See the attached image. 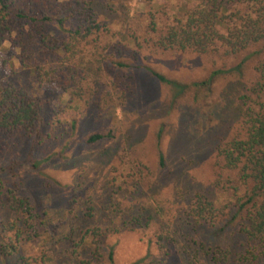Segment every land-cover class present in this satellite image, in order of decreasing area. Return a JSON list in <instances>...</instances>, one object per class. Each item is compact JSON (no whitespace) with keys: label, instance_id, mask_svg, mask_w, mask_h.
I'll return each instance as SVG.
<instances>
[{"label":"trees","instance_id":"obj_1","mask_svg":"<svg viewBox=\"0 0 264 264\" xmlns=\"http://www.w3.org/2000/svg\"><path fill=\"white\" fill-rule=\"evenodd\" d=\"M115 2L122 9L118 0H0V67L2 54L17 52L19 69L30 74L35 86L28 89L0 70V264H114L115 245L106 240L154 223L158 234L147 241V250L154 245L164 261L264 264V0H183L160 28L155 15L148 14L142 34L136 17L140 12L119 13ZM251 49L235 66L212 70L191 83L155 71L144 55L220 53L227 58ZM250 59L257 79L249 88L251 96H237L242 102L237 130L214 146L223 168L234 174L227 180L234 191L231 201H218L214 183L209 192L193 190L177 199L176 213L164 220L152 196L147 207L132 199L115 201L113 193L102 204L52 180L53 187L69 193L65 206L54 211L40 190H31L27 178L44 176L45 167L67 159V147L45 157L36 154L52 140L55 124L69 119L68 127L75 130L77 116L65 111L87 97L86 110L104 112L112 91L119 94L115 99L121 108L131 88L123 72L144 71L164 85L170 110L189 103L194 110L214 114L209 103L213 85L226 76L241 84ZM161 133L158 170L166 167ZM113 138L112 130L99 131L82 143L92 147ZM18 139L21 146L10 153L8 144ZM145 213L148 218L141 223ZM153 258L149 250L132 264H150Z\"/></svg>","mask_w":264,"mask_h":264},{"label":"rangeland","instance_id":"obj_2","mask_svg":"<svg viewBox=\"0 0 264 264\" xmlns=\"http://www.w3.org/2000/svg\"><path fill=\"white\" fill-rule=\"evenodd\" d=\"M181 2L183 0H118L122 9L116 2L113 8L119 13L130 11V16L140 12L136 16L139 18L137 28L139 34H142L141 29L149 22L148 14L155 15L157 27L160 28L170 21L172 13L177 12ZM99 7L110 14L108 8ZM132 23L136 25L135 20ZM112 28L120 29L116 24ZM251 51L227 58L220 53L196 55L190 52H169L154 55L146 52L144 55L147 56L146 63L155 71L182 83H191L203 80L212 70L235 66ZM16 53L13 51L1 55L3 63L0 70L6 75L11 73L10 77L16 83L34 89L33 78L28 72L19 69L14 58ZM253 63L250 59L243 66L239 81L241 84L236 85L237 79L232 76L221 77L215 82L209 100L214 107V114L206 109L200 112L194 110L189 103L170 110L166 87L139 70L123 72L129 78L131 88L121 108L115 99L119 94L113 91L110 106L101 113L86 110L89 106L87 97L85 102L75 103L74 110L61 107L68 115L77 116L75 130L68 127L69 119L58 125L51 119L52 124H55L52 140L41 146L36 154L45 157L67 147L64 154L67 159L56 162L52 167H45L44 176H28L31 190H40L54 211L65 206L69 193L53 187L52 180L61 186H69L71 190L73 187L78 196H92L97 203L102 204L109 193H113L115 201L132 199L139 206L147 207L151 204L149 197L152 196L162 209L160 212L164 220L176 213L177 199L184 200L189 192L194 193L193 190L209 192L214 183L217 186L212 194L218 201H231L234 191L227 180L229 178L232 181L234 174L223 168L221 159L214 152V146L237 130L236 120L242 105L238 97L242 94L251 96L249 88L257 79ZM106 73L112 77L109 71ZM104 79L109 78L104 74ZM44 96L54 100L50 95ZM45 115L48 117L50 112ZM161 129L159 148L164 154L166 167L158 170L157 142ZM108 130L113 132L112 140L92 147L82 143L89 134ZM11 143L7 147H10V153H16L21 141L18 139L14 144ZM136 182H140V189L134 186ZM147 218L148 214L145 213L141 223ZM158 230V223H154L145 230L110 236L106 243L115 245L114 264H132L142 260L149 250L154 256L150 264H175V259L172 262L162 260L154 245L147 250V241L156 240L154 237Z\"/></svg>","mask_w":264,"mask_h":264}]
</instances>
